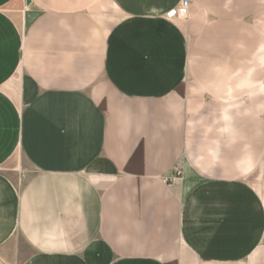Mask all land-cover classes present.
Masks as SVG:
<instances>
[{"label": "crops", "instance_id": "crops-1", "mask_svg": "<svg viewBox=\"0 0 264 264\" xmlns=\"http://www.w3.org/2000/svg\"><path fill=\"white\" fill-rule=\"evenodd\" d=\"M180 1L0 0V264H264V0Z\"/></svg>", "mask_w": 264, "mask_h": 264}, {"label": "rangeland", "instance_id": "rangeland-1", "mask_svg": "<svg viewBox=\"0 0 264 264\" xmlns=\"http://www.w3.org/2000/svg\"><path fill=\"white\" fill-rule=\"evenodd\" d=\"M182 1V0H181ZM181 1H180V5H181ZM28 2H29V0H28ZM29 4V3H28ZM188 5H189V0H188ZM187 8H188V6H187ZM8 12H10L14 17H19L20 15H21V12H20V7H13V6H10L9 7V9H8ZM111 17H114V16H116L115 15V13H112L111 15H110ZM112 28V26H109V25H107V30H110ZM209 44L210 43H198V46H202V47H204V48H206V46H209ZM192 45H196V43H193L192 41L190 42V41H188V49L190 48V49H192ZM114 53V52H113ZM117 53V52H116ZM115 60H118V58H116V56L115 57H113V54H111V56L110 57H108V63H110V64H113V62L115 61ZM13 161V160H12ZM12 164H13V162H11ZM9 164L10 166L12 165V164ZM176 169H179L180 170V172H181V174H180V176L179 177H176L175 175L173 176V177H166L165 178V183L166 184H168V185H171V184H175V182H180V180H181V178H182V165H181V163L180 162H178L177 164H176V166L174 167V169H173V172H174V174H175V171H176ZM10 172H12V169L10 170ZM248 181L251 183V184H253L254 185V187H256V188H258L259 187V175L258 174H252L251 176H250V178L248 179ZM21 183H22V181H21ZM180 184V183H179ZM178 184V185H179ZM14 240L16 241V242H18V240H17V238H14Z\"/></svg>", "mask_w": 264, "mask_h": 264}, {"label": "built area", "instance_id": "built-area-1", "mask_svg": "<svg viewBox=\"0 0 264 264\" xmlns=\"http://www.w3.org/2000/svg\"><path fill=\"white\" fill-rule=\"evenodd\" d=\"M187 6H188V0H182L181 1V7H182V9H187ZM180 174H181L180 170L179 169H176L175 176L176 177H179Z\"/></svg>", "mask_w": 264, "mask_h": 264}]
</instances>
